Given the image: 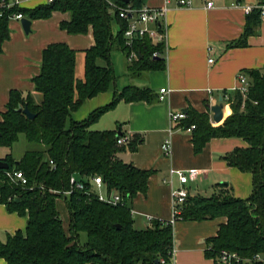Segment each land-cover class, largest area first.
<instances>
[{"label":"trees","instance_id":"obj_1","mask_svg":"<svg viewBox=\"0 0 264 264\" xmlns=\"http://www.w3.org/2000/svg\"><path fill=\"white\" fill-rule=\"evenodd\" d=\"M145 1L132 0L131 4L141 8ZM57 11L70 16L61 23L62 30L69 35H86L92 29L95 45L86 52L83 80L76 78L77 51L65 43L51 44L43 50L41 72L33 79L42 102L37 104L31 94L24 96L17 90L9 95L0 121V148L11 149L21 134L38 148L27 151L19 161L11 154L0 159L9 166L0 170V205L28 220L24 231L9 234L6 242H0V259L6 264H160V259L170 262L175 246L172 223L154 219L149 227L138 231L129 205L139 194H147L153 172L137 169L118 156L127 148L136 151L143 140L134 137L132 143L121 147L118 139L124 135L122 131L100 132L91 127L120 102L151 104L158 95L149 88L130 85L115 90L112 101L94 110L87 119H72L87 101L105 94L117 83L112 53L122 51L126 61L131 53L123 35L126 23L112 12L106 0H56L35 8H0V52L10 40V18L14 13L42 20ZM247 16L245 34L232 46H246L247 38L257 31L262 20L260 11L255 9ZM115 21L119 27L116 35ZM133 49L138 59L126 62L132 79L151 71H165V59L153 57L155 51H164L163 46L143 39ZM246 75L250 79L249 93L244 96L234 91L229 95L232 114L222 125L213 126L207 113L189 110L177 126H196L192 143L197 155L213 139L236 138L247 143L223 160L228 167L251 174L253 191L249 198L217 193L211 197H189L177 219L197 223L226 219L216 237L206 242V257L215 264H219L217 258L222 251L236 252L245 259L264 257V72L253 70ZM19 108H27L36 118L29 120ZM6 170L22 171L29 180L28 188L14 185L5 175ZM72 175L83 182L84 190H75L69 196L52 192L69 191ZM95 177L102 178L107 197L117 192L124 204L100 201L92 185ZM61 200L66 203L70 218L67 231L58 211ZM84 233L86 242L81 240Z\"/></svg>","mask_w":264,"mask_h":264},{"label":"crops","instance_id":"obj_2","mask_svg":"<svg viewBox=\"0 0 264 264\" xmlns=\"http://www.w3.org/2000/svg\"><path fill=\"white\" fill-rule=\"evenodd\" d=\"M257 1L192 0L191 7L172 4L167 16L169 50L165 55V71H151L135 79L126 72L125 79L117 77V83L109 91L90 99L73 113L75 122L83 121L94 110L109 104L115 90L120 91L130 85L149 88L158 95L157 101L151 104L120 102L91 126L95 131H122L125 135L143 140L136 151L127 148L118 155L119 159L137 169L153 172L147 194H139L129 204L136 230L149 227V219L172 220L171 193L181 187L177 177L171 175L172 169L199 170L196 179L187 185L191 197L203 196L202 183L207 185L206 191L211 194H231L243 200L252 194L251 174L228 167L223 160L233 150L246 147L244 140L213 139L197 155L194 153L192 133L176 127L171 135V156L163 154L162 145L172 130L171 112L197 110L209 114L213 126L222 125L232 114V108L222 102L224 119L223 123L217 124L213 122L211 107L218 104L221 97L223 99L226 94L235 91L241 74L246 75L253 70L264 72V19L255 34L247 38L246 46H232L240 42L245 34L248 16L242 6ZM210 2L214 4L212 7H208ZM33 3L37 2H27L24 7L42 5ZM239 3L241 6L236 7ZM144 4L161 8L165 0H146ZM69 19V14L57 11L49 19L31 20L33 32L27 36L20 21H10V40L2 45L0 52V121L10 101L9 95L14 90L24 96L31 94L39 104L42 97L36 92L33 79L41 72L43 50L51 44L65 43L77 51L76 78L84 79L86 52L95 45V38L92 29L86 35H69L62 30L61 23ZM210 59L213 61L209 62ZM98 64L104 66L103 63ZM161 89L170 90L164 99L159 94ZM58 211L67 231L70 218L66 203L58 207ZM27 222L26 217L10 213L5 205H0V242H6L9 234L24 231ZM224 223L225 218L200 223L175 222V264H215L214 260L206 257V242L216 237L220 225ZM0 264H6V261L0 259Z\"/></svg>","mask_w":264,"mask_h":264},{"label":"built area","instance_id":"obj_3","mask_svg":"<svg viewBox=\"0 0 264 264\" xmlns=\"http://www.w3.org/2000/svg\"><path fill=\"white\" fill-rule=\"evenodd\" d=\"M36 1V0H0V8L5 10H11L12 8H25L24 4L27 2ZM56 0H46L44 4H51ZM108 5H110L113 13L118 14L117 16L126 23V28L124 30L125 37V45L128 49L131 50L130 55L127 58L128 63L134 62V60L138 59L137 51L134 48V45L137 41L143 39H150L151 42L155 46H163L164 51L161 52L157 50L154 52L153 57L155 58H164L167 54L168 48V38H169V23H168V14L169 8L172 4L176 3L180 7H191L192 0H165V5L161 8H154L151 6H143L141 8L135 7L133 4L121 6L120 4H116L114 0H106ZM213 2L208 3V7H212ZM241 6L240 3L236 5V7ZM246 15H250L255 9L260 11L261 18L264 19V0H259L254 4L244 5L242 6ZM25 17L21 13H14L10 20L21 21ZM213 60L210 59L209 62ZM250 88V79L245 74H241L238 78V86L235 91L241 92L244 96L248 95ZM170 93L168 89H161L160 96L161 99H164L166 94ZM230 96L226 94L223 97V102L230 105ZM186 113L183 111L179 113L171 112L170 113V122L172 124V130H170L169 137L162 145L163 154L166 157L171 156L172 151V139L171 135L173 130L180 125L182 120L186 119ZM184 129V128H183ZM196 129V126H191L189 128L184 129L187 133H192ZM133 137L130 135H123L120 139H118L119 146H128L132 143ZM51 166L54 167L55 163L53 161L50 162ZM5 175L11 180V182L22 188H28L29 180L27 176L19 170L16 171H8L6 170ZM171 175L176 176L181 187L178 189H173L171 193L172 200V220L170 222L172 225L177 222V219L181 217L182 209L187 202L188 198L191 197L190 191L187 187L188 183L199 175V170L190 169V170H171ZM92 185L94 190L103 191V180L101 177L93 178ZM70 190L64 191L63 193L58 191H52L56 195H64L69 196L75 190H84V184L79 180L76 175H72L70 178ZM97 193V192H96ZM98 194V193H97ZM98 198L100 201L109 202L113 205L124 204L121 196L117 192H112L108 197H104L98 194ZM149 225L152 224L153 220H148ZM175 247L171 254L170 262L165 261L164 259H160V264H175L174 260ZM218 263L219 264H247V262H256L262 263L264 262L263 255H254L251 259L242 258L236 252L222 251L218 255Z\"/></svg>","mask_w":264,"mask_h":264},{"label":"rangeland","instance_id":"obj_4","mask_svg":"<svg viewBox=\"0 0 264 264\" xmlns=\"http://www.w3.org/2000/svg\"><path fill=\"white\" fill-rule=\"evenodd\" d=\"M46 0H37L35 2L37 3H33L32 5H35V4H44ZM119 30V27L117 25V22L115 21L113 23V34L116 35L117 32ZM112 61H113V65L115 66V75L116 77H119L121 80L122 79H125V73L127 72L126 70V57L124 55V53L122 51H114L112 53ZM101 65H102V62H99ZM124 76V77H123ZM40 97L41 95L38 94ZM42 102V98L39 99V103ZM72 119H73V115H72ZM38 148V146L36 144H29L25 138V136L23 134H21L19 136V139L18 141L15 143V145L10 149V148H6V147H1L0 148V159L2 157H4L5 155L7 154H11L12 155V158L16 161H19L21 160V158L23 157V155L31 150V149H36ZM202 189H203V192H202V195L203 197H211L214 195L211 194V192L209 191H206V187L207 185L203 184L202 183ZM96 192L99 194V195H102L104 197H107V193L105 191H98L96 189ZM209 195V196H208ZM64 203H63V200L59 201L58 202V207H63ZM83 236L81 237V240L82 242L87 238V235L84 233L82 234Z\"/></svg>","mask_w":264,"mask_h":264},{"label":"water","instance_id":"obj_5","mask_svg":"<svg viewBox=\"0 0 264 264\" xmlns=\"http://www.w3.org/2000/svg\"><path fill=\"white\" fill-rule=\"evenodd\" d=\"M121 2H123L124 4L130 5L132 3V0H120ZM20 23L22 24L23 30L25 35H30L33 31H32V24L33 22L29 19V18H24L20 21ZM223 99L221 97L220 101L218 104L213 105L211 108V112H213V122L220 124L223 123V119H224V107H223ZM19 112H22L23 114H25L28 119H35L36 118V114L32 113L31 111H29L27 108L23 109V108H19L18 109ZM1 136V133H0ZM119 136H121V134H119ZM9 166L7 163H5L4 161H0V170L1 169H8Z\"/></svg>","mask_w":264,"mask_h":264}]
</instances>
